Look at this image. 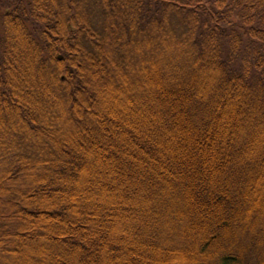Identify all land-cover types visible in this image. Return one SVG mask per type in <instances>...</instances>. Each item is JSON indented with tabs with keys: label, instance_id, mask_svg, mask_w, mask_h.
Masks as SVG:
<instances>
[{
	"label": "trees",
	"instance_id": "16d2710c",
	"mask_svg": "<svg viewBox=\"0 0 264 264\" xmlns=\"http://www.w3.org/2000/svg\"><path fill=\"white\" fill-rule=\"evenodd\" d=\"M0 264H264V0H0Z\"/></svg>",
	"mask_w": 264,
	"mask_h": 264
},
{
	"label": "rangeland",
	"instance_id": "374dc122",
	"mask_svg": "<svg viewBox=\"0 0 264 264\" xmlns=\"http://www.w3.org/2000/svg\"><path fill=\"white\" fill-rule=\"evenodd\" d=\"M23 260H28L27 256H25V257L23 258Z\"/></svg>",
	"mask_w": 264,
	"mask_h": 264
},
{
	"label": "water",
	"instance_id": "95a60500",
	"mask_svg": "<svg viewBox=\"0 0 264 264\" xmlns=\"http://www.w3.org/2000/svg\"><path fill=\"white\" fill-rule=\"evenodd\" d=\"M57 58H58V59H61V56L58 55Z\"/></svg>",
	"mask_w": 264,
	"mask_h": 264
}]
</instances>
